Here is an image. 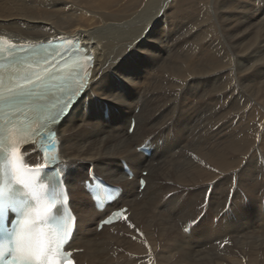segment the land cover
<instances>
[{
  "label": "bare ground",
  "instance_id": "1",
  "mask_svg": "<svg viewBox=\"0 0 264 264\" xmlns=\"http://www.w3.org/2000/svg\"><path fill=\"white\" fill-rule=\"evenodd\" d=\"M254 2L0 0L1 37H78L95 54L87 90L49 131L57 156L47 159L38 143L21 152L32 167L64 171L78 215L71 247L84 249L75 264H264V4ZM104 105L110 123L101 119ZM154 134L170 139L148 161L136 147ZM120 158L137 174L148 170L146 197L121 174ZM92 165L125 187L122 204L130 207L99 241L96 215L73 185ZM199 216L203 232L186 238L183 228Z\"/></svg>",
  "mask_w": 264,
  "mask_h": 264
},
{
  "label": "clouds",
  "instance_id": "2",
  "mask_svg": "<svg viewBox=\"0 0 264 264\" xmlns=\"http://www.w3.org/2000/svg\"><path fill=\"white\" fill-rule=\"evenodd\" d=\"M32 227L31 221L26 220L24 222V228L29 230ZM28 239L27 236L22 237V241ZM18 257L16 264H56L54 260H41L40 248H39V234L38 231L33 234L31 243L22 242L17 248Z\"/></svg>",
  "mask_w": 264,
  "mask_h": 264
},
{
  "label": "snow or ice",
  "instance_id": "3",
  "mask_svg": "<svg viewBox=\"0 0 264 264\" xmlns=\"http://www.w3.org/2000/svg\"><path fill=\"white\" fill-rule=\"evenodd\" d=\"M32 95V92L31 90H27V89H22L16 97H13V102H18V103H24L25 102V99L26 97H30ZM54 118V117H53ZM16 155V149H12L11 151V156H15ZM15 179L19 180L20 177L19 176H16ZM49 209H51V205L48 206ZM119 213V212H118ZM121 213H119L120 215ZM126 219V217H125ZM108 222V221H106ZM19 246H14L12 251H11V254L8 255V256H3V255H0V264H16V261H17V257H18V252H17V248ZM51 251L50 248L47 249V252L46 254H42L40 256V259L41 260H54L56 262V264H60V261L57 260L54 256H49V252ZM57 252H59V244H57Z\"/></svg>",
  "mask_w": 264,
  "mask_h": 264
},
{
  "label": "water",
  "instance_id": "4",
  "mask_svg": "<svg viewBox=\"0 0 264 264\" xmlns=\"http://www.w3.org/2000/svg\"><path fill=\"white\" fill-rule=\"evenodd\" d=\"M40 145L45 148L46 151V158L49 160H53L59 151V146L57 141L53 139L50 141L48 138H45L43 141L40 142Z\"/></svg>",
  "mask_w": 264,
  "mask_h": 264
},
{
  "label": "rangeland",
  "instance_id": "5",
  "mask_svg": "<svg viewBox=\"0 0 264 264\" xmlns=\"http://www.w3.org/2000/svg\"><path fill=\"white\" fill-rule=\"evenodd\" d=\"M255 6L254 7H260L261 5L263 6L264 4V0H255ZM84 31H87V30H84ZM156 165V164H155ZM138 201H139V198H138ZM83 253V252H82Z\"/></svg>",
  "mask_w": 264,
  "mask_h": 264
}]
</instances>
